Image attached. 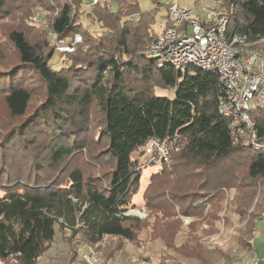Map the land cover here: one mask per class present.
<instances>
[{"label":"trees","instance_id":"obj_1","mask_svg":"<svg viewBox=\"0 0 264 264\" xmlns=\"http://www.w3.org/2000/svg\"><path fill=\"white\" fill-rule=\"evenodd\" d=\"M160 1L154 0L156 8L142 11L138 0L96 5L85 0H38L43 6L37 10L46 8L53 14L52 23L40 33L41 45L27 36L28 30L35 28L31 19L35 12L22 19L13 17L23 20L15 28L10 22L6 34L19 63L2 72L0 83L8 110L21 125H10L0 132L1 264H83L75 253L76 245L65 242V257L40 263L61 230L81 236L84 245L100 251V264H123L119 255L122 248L114 241H135L139 227L133 223L141 225L139 219L126 215L143 176L132 155L151 140H182V158L202 169L186 174L192 182L197 180L191 193L168 204V208L177 209L172 220L179 221L178 214L191 219L186 225L179 221V229L188 233L183 246L196 255L193 261L238 264L233 245L254 253L256 224L262 222L264 213V202L260 206L256 203L258 195L264 193V152L232 142L228 118L218 111L217 75L193 67L183 71L172 66L159 68L155 61L140 55L157 35L154 26L159 23L156 11ZM31 3L33 0H0V19L9 18L16 8L26 10ZM222 3L232 23L229 34L237 32L251 43L264 38V0ZM169 8L170 0L162 33L171 25ZM46 32L57 35L64 45L81 34L82 44L72 54L59 53ZM29 74L42 83L40 96L44 99L35 110L31 109L33 92L24 84ZM155 83L160 86L157 91ZM93 104L103 113L101 139L107 142L103 155L113 163L109 185L97 187L77 169L70 171L64 184L53 175L56 171L48 175L43 164L60 169L66 159L88 147L83 128ZM250 119L259 132V142L264 144V110L250 112ZM25 160L31 162L27 171L23 169ZM243 163L250 180L246 184L234 180L233 168ZM228 195L232 196L226 204ZM187 198L191 203L181 208ZM233 203L236 208L229 210ZM170 211L157 215L151 235L158 234L157 228H162ZM228 211L237 221L228 216L230 221L222 222V214ZM223 225L228 248L218 244L210 249L201 242L220 233ZM202 250L212 257L203 256Z\"/></svg>","mask_w":264,"mask_h":264},{"label":"rangeland","instance_id":"obj_2","mask_svg":"<svg viewBox=\"0 0 264 264\" xmlns=\"http://www.w3.org/2000/svg\"><path fill=\"white\" fill-rule=\"evenodd\" d=\"M91 1L92 0H85V2L88 3ZM33 2L36 3V5L31 3V5L28 6L32 8V12L28 7L23 11L16 8V12H14V14L9 18L0 19V76H3L10 66L19 63L16 50L6 36V34L11 29L10 22H13L12 27L15 28L22 18L32 15L35 12V14L31 16V19H33V27L35 28L34 30H28L27 36L29 40H31L33 43H38V45L39 43L41 45L40 33L45 32V28H47L52 23L53 14L46 10V8L37 10L36 7L39 6L40 3L38 0H33ZM138 2L142 11L151 10L157 7L154 3V0H138ZM160 3L161 7L156 11V20L159 23L155 24L154 26V32H156V34H158L163 29V25L161 23H163L167 14L166 5L168 0H161ZM179 4L183 8L192 9L196 13L200 14L203 12L204 5L209 4V2L205 1L204 4L194 5L192 0H179ZM41 6L43 5H40L39 7L41 8ZM19 11L23 12L22 16L19 14ZM14 16L21 17V19H13ZM34 19H36V21ZM230 26H232V23ZM50 34L51 33H49V35ZM49 35L47 34V37H50ZM45 37L46 36H43V38ZM1 79L2 78L0 77V82ZM24 84H28L27 88L33 92L31 109L35 110L38 103L44 99L40 96V87H42V83L39 81L36 75L29 74ZM154 89H160L158 83H155ZM3 92L4 85L3 83H0V132L8 129V126L10 125L20 123L19 120L15 119L10 114ZM19 125H21V123ZM103 126L104 122L101 108L98 104H93L89 108L87 126L85 125L83 128V134L86 136L88 147L72 158L66 159L62 163L60 169L53 170L51 167H49V163L45 162L43 165L45 166V170L47 171L48 175L56 171L53 175L57 178H60L59 180H62L63 183L66 184L67 177L71 170H82L86 181L93 179L94 183L96 184L95 186L102 188L107 187L109 185L110 176L113 171V163L108 156L106 157L103 155L107 149V142L101 139V129ZM27 139L31 140L32 136H28ZM37 139L41 140L43 137H37ZM181 141L182 140H177L173 143H171L172 141L165 142L164 146H166V150L162 153H154L153 146L149 142L145 147L139 149L132 155L134 160L138 161L139 165H141L140 171H142L143 176L141 183L137 188V194L133 197L132 204L134 205H132V209L126 215L139 219V221H141V225L138 226V222L133 223L134 226L139 227L135 241L128 242L122 239H117L114 241L116 245H119L122 248L119 255L121 256V261L123 264L198 263L193 261L196 255L193 256V253L190 254L189 249H187V247L184 248L183 246L186 243L184 236L185 234H188L187 231H182V229H179L181 227L182 221H184V224L186 225L191 222V219L183 218L184 216H180V214H178L179 221L181 223L179 226V221L177 219L172 220V218H175L173 215H176L177 209H174L175 206L174 208H168V204H170L171 200L176 201L175 199L178 198L175 197H180V195L184 193H191V189L197 186L195 183L197 180L192 182L187 178L186 174L191 172V174L194 175V172L197 169L202 171L198 165L194 163L187 164L188 161H185L187 158H182ZM30 165L31 162L25 160L23 162V169L27 171V168ZM246 167V163H243L233 168L235 181H240L242 184L250 182V180L247 178ZM198 177L200 179V176ZM234 193L235 192L233 191L231 194L233 195ZM231 196H227L225 200L226 204ZM262 202H264L263 192L262 195H258L256 199L258 206H260V203ZM174 203L179 204L178 202ZM190 203V198H187L186 202L182 203L180 206L181 208H185L187 204ZM236 206L237 204L233 203L229 210L235 209ZM169 210H171V216L164 217L165 221L162 223V228H157V235H151L150 229L152 228V225H155V223L158 222L157 215H166L165 212H168ZM228 216H232L231 218H233V215L229 211L227 214H222V222L226 223L228 220L230 221L231 218H226ZM233 219L237 221L238 218L234 217ZM169 224H171L170 228L172 231L170 237L169 231H167ZM256 230L257 232L253 241L254 253L251 254L249 252H245L243 249H238L237 245H233L231 247L230 244V247L232 250H234V253L235 251L238 252L236 255L239 261L238 264H242L244 260L254 256H259L262 260H264V224L262 222H257ZM226 235L227 234L223 225V229L220 233L214 235L213 237L203 238L201 242H203L210 249L216 248L218 244L228 248L229 245H226L228 243L226 241L228 239V235ZM81 241V236H73L71 232L61 230L55 244L51 245V250L46 253L45 256H43L40 263H46L48 260L50 263H52L53 261L51 259L53 258L65 257L68 253V248L64 244L65 242L74 246L76 245L77 249L75 253L77 256H79L83 264H88V262L81 257V253L94 256L98 259L97 263L95 264H100L102 260V253L94 247L84 245V243ZM180 247L183 248L180 249ZM202 252L203 256L206 258L212 257L206 250H202ZM187 256L191 257L192 259L187 258ZM4 264H16V262L9 261Z\"/></svg>","mask_w":264,"mask_h":264},{"label":"built area","instance_id":"obj_3","mask_svg":"<svg viewBox=\"0 0 264 264\" xmlns=\"http://www.w3.org/2000/svg\"><path fill=\"white\" fill-rule=\"evenodd\" d=\"M105 1L111 0H92V4ZM192 1L195 4L208 1L209 4L198 14L181 7L178 0H170L171 25L153 37L140 55L155 61L159 68L172 66L183 71L193 67L217 75L220 84L218 111L228 118L232 142L264 152L259 132L250 119V112L264 110V38L251 43L237 32L229 34L231 20L227 9L222 7L223 0ZM230 11L233 12V7ZM50 38L55 41L59 53L72 54L82 44L81 34H76L69 45H64L54 33ZM165 142L151 140L153 152H164ZM81 257L88 264L98 261L86 253H81ZM261 262L259 256H254L242 264Z\"/></svg>","mask_w":264,"mask_h":264},{"label":"crops","instance_id":"obj_4","mask_svg":"<svg viewBox=\"0 0 264 264\" xmlns=\"http://www.w3.org/2000/svg\"><path fill=\"white\" fill-rule=\"evenodd\" d=\"M179 1V0H178ZM181 6V5H180ZM189 9V8H188ZM192 10V9H191Z\"/></svg>","mask_w":264,"mask_h":264}]
</instances>
